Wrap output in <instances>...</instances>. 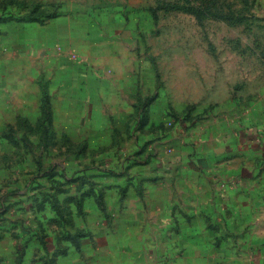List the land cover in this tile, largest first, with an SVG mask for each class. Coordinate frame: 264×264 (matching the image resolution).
<instances>
[{
    "label": "crops",
    "instance_id": "obj_1",
    "mask_svg": "<svg viewBox=\"0 0 264 264\" xmlns=\"http://www.w3.org/2000/svg\"><path fill=\"white\" fill-rule=\"evenodd\" d=\"M98 2L136 8V0ZM123 39L91 41L93 54L76 53L75 65L54 57L63 116H72L75 102L81 116L123 120L137 88L148 95L162 87L143 54L121 47ZM217 79L214 72L203 103L214 106L205 114L148 112L147 146L127 160L129 177L94 174L75 190L57 176L71 169L68 130L70 145L56 164L38 147L9 146L0 125V264H264V71L230 69ZM124 148L119 157L130 153ZM52 165L51 180L38 176ZM60 181L58 193L44 191V183Z\"/></svg>",
    "mask_w": 264,
    "mask_h": 264
},
{
    "label": "rangeland",
    "instance_id": "obj_2",
    "mask_svg": "<svg viewBox=\"0 0 264 264\" xmlns=\"http://www.w3.org/2000/svg\"><path fill=\"white\" fill-rule=\"evenodd\" d=\"M97 3L0 0L3 134L9 146L38 147V156L57 164L65 158L63 144L70 145L64 140V130H68L71 169H60L57 176L66 178L64 182L71 183L72 190L79 183L91 185L94 174L130 176L129 168L123 169L127 160L133 163L140 158L138 152L147 146L148 112L155 116L161 111L168 116L205 114L214 106L203 105L213 89L209 80L214 72L219 80L230 69L264 71V0H136V8L128 10L102 9L94 6ZM110 17L124 21L116 24ZM119 34L126 40L121 47L143 54L144 66L154 69L155 81L162 87H152L148 95L147 87L137 88V99L129 106L131 116L120 118L123 120L119 116H81L75 102L72 116H63L57 110L62 104L55 100L60 91L55 85L61 78L55 71L57 65L52 68L54 57L78 64L69 54L92 55L91 41ZM61 49L68 55L60 54ZM155 99L160 104L149 108ZM124 147L133 152L131 158H127L130 153L119 157ZM54 167L40 170L38 176L51 180L56 175ZM63 184L44 183V191L58 193Z\"/></svg>",
    "mask_w": 264,
    "mask_h": 264
},
{
    "label": "built area",
    "instance_id": "obj_3",
    "mask_svg": "<svg viewBox=\"0 0 264 264\" xmlns=\"http://www.w3.org/2000/svg\"><path fill=\"white\" fill-rule=\"evenodd\" d=\"M58 51H59V53H62V52H63L62 49H61V50H58ZM69 55H72V56L74 57L75 60H79V57H78L77 54L72 53V54H69Z\"/></svg>",
    "mask_w": 264,
    "mask_h": 264
}]
</instances>
